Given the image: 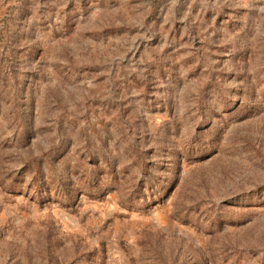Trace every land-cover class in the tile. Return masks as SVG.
<instances>
[{
    "label": "rangeland",
    "instance_id": "rangeland-1",
    "mask_svg": "<svg viewBox=\"0 0 264 264\" xmlns=\"http://www.w3.org/2000/svg\"><path fill=\"white\" fill-rule=\"evenodd\" d=\"M0 264H264V0H0Z\"/></svg>",
    "mask_w": 264,
    "mask_h": 264
}]
</instances>
